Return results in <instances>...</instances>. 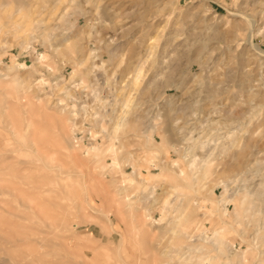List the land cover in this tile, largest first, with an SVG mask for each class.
Instances as JSON below:
<instances>
[{"label": "rangeland", "instance_id": "1", "mask_svg": "<svg viewBox=\"0 0 264 264\" xmlns=\"http://www.w3.org/2000/svg\"><path fill=\"white\" fill-rule=\"evenodd\" d=\"M263 230L264 0H0V264H264Z\"/></svg>", "mask_w": 264, "mask_h": 264}, {"label": "bare ground", "instance_id": "2", "mask_svg": "<svg viewBox=\"0 0 264 264\" xmlns=\"http://www.w3.org/2000/svg\"><path fill=\"white\" fill-rule=\"evenodd\" d=\"M25 16L27 17V18H30V15H29V13L28 14H25ZM30 20H32V19H30ZM32 22H34V21H31V23ZM149 50H150V54H151V52L153 51V49H155V46H150V48H148ZM96 54V52H90L89 54H88V56H86V59H84L83 61H82V65H84L87 61H90V63H91V66H90V69H89V71H88V73L87 74H85L86 76L87 75H90L91 73H93V71H94V69H98V68H100V66H99V64H96V62H95V55ZM104 64V63H103ZM19 68V66L17 65V67L14 65V66H11V67H9L8 68V73H7V75H5V77H6V80L9 82V84H11V85H15L17 82H18V77H17V75L16 74H18L17 72H16V69H18ZM18 71V70H17ZM75 73H76V71L75 72H73V76L71 77V80L70 81H73V78L75 77ZM140 75H141V70H139L138 71V73H137V76L135 77H133V79L135 80V82L133 83V86H137L138 85V82H139V80H140ZM24 84V83H23ZM84 84V82L82 83V85ZM28 85H30V84H28ZM30 87L31 86H29L27 89L25 88V90H24V95L26 96V94H28V92H29V90H30ZM24 88V87H23ZM62 91H63V95H66V97H68V92L66 91V89H65V87L63 86V88H62ZM129 104H130V101H129V99L127 98L126 100H125V103H124V108L127 110V109H129ZM61 106L60 105V103L59 104H57L56 105V108H58L59 109V106ZM60 108H62V106L60 107ZM123 108V109H124ZM33 109V108H32ZM62 111L64 110L65 111V109L64 108H62L61 109ZM242 116V113H240V112H238L237 113V117L239 118V117H241ZM62 123H63V120H62ZM65 126V125H64ZM125 126H127V123L126 122H124V123H122V124H118V126L115 128V131H118L121 127H125ZM31 127V126H30ZM66 127V126H65ZM64 127V128H65ZM66 129V128H65ZM64 130V129H63ZM68 142H70V149H74V145H73V143H72V141H68ZM102 161V160H101ZM101 162L99 161V163L98 164H100ZM102 163H103V161H102ZM210 164V163H209ZM209 164H207L206 165V169H205V171H204V175L205 176H207V175H209V173H210V170H211V164L209 165ZM190 205H187L186 206V218H189V216H190ZM189 210V211H188ZM258 236H260V237H263L264 236V230L263 231H261L260 233H259V235ZM260 254H262V253H260ZM261 256V255H260Z\"/></svg>", "mask_w": 264, "mask_h": 264}]
</instances>
